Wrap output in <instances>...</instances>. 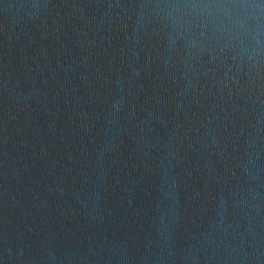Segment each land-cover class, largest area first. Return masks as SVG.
Returning a JSON list of instances; mask_svg holds the SVG:
<instances>
[{
    "label": "water",
    "instance_id": "1",
    "mask_svg": "<svg viewBox=\"0 0 264 264\" xmlns=\"http://www.w3.org/2000/svg\"><path fill=\"white\" fill-rule=\"evenodd\" d=\"M0 264H264V0H0Z\"/></svg>",
    "mask_w": 264,
    "mask_h": 264
}]
</instances>
